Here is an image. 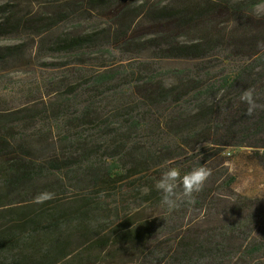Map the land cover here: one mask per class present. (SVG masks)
<instances>
[{
    "label": "trees",
    "instance_id": "16d2710c",
    "mask_svg": "<svg viewBox=\"0 0 264 264\" xmlns=\"http://www.w3.org/2000/svg\"><path fill=\"white\" fill-rule=\"evenodd\" d=\"M261 1L0 4V35L26 37L0 45V70L35 44L61 72L49 103L0 111V264H264V197L227 164L246 148L264 174V110L240 99L264 105ZM200 165L195 204L169 209L161 173Z\"/></svg>",
    "mask_w": 264,
    "mask_h": 264
},
{
    "label": "rangeland",
    "instance_id": "374dc122",
    "mask_svg": "<svg viewBox=\"0 0 264 264\" xmlns=\"http://www.w3.org/2000/svg\"><path fill=\"white\" fill-rule=\"evenodd\" d=\"M4 2L17 4L20 0H0V4ZM32 6L36 8L38 4L35 3ZM18 7L22 11H26L25 8L27 9L24 3ZM252 15L254 17L253 23L258 22L260 24L259 26L252 25V30L256 31L257 29L261 32L263 30L261 25L264 26V0L256 5ZM106 21L107 17L104 16L92 18L85 26L96 25L97 22L104 24ZM21 40H26L23 34L17 35V37L0 35V45L17 43ZM28 53L29 56L24 60L10 63L0 70V111L20 108L32 101L38 105L42 102L49 103L52 100V97L46 95L44 80L48 76H58L61 72L44 66H46L47 62L53 61L57 56L53 57L50 55L38 58L35 54V44L30 47ZM162 65L171 66L173 62H166ZM95 66L97 65L93 67ZM93 67L89 69L93 70ZM248 154L249 150L241 148L236 150L233 155H229L227 164L230 172L235 176V190L248 196L264 197V174ZM226 155L228 156V154ZM74 194L72 192L67 193L66 199L74 197Z\"/></svg>",
    "mask_w": 264,
    "mask_h": 264
},
{
    "label": "clouds",
    "instance_id": "9594fccd",
    "mask_svg": "<svg viewBox=\"0 0 264 264\" xmlns=\"http://www.w3.org/2000/svg\"><path fill=\"white\" fill-rule=\"evenodd\" d=\"M240 99L248 105L246 110L248 116H252L258 108L264 110V105L257 103L253 89L245 90ZM211 174L212 170L203 165L194 167L183 175L178 168L170 167L161 173L155 187L162 194V203L169 209L179 207L180 203L184 201L194 205L196 202L195 194L203 191ZM54 198L55 193L44 191L34 197L33 202L42 204Z\"/></svg>",
    "mask_w": 264,
    "mask_h": 264
}]
</instances>
